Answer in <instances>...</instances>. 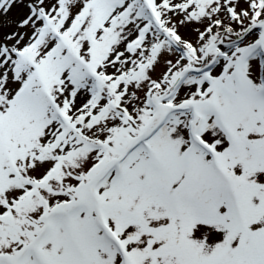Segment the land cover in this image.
I'll list each match as a JSON object with an SVG mask.
<instances>
[{"label": "snow or ice", "instance_id": "1", "mask_svg": "<svg viewBox=\"0 0 264 264\" xmlns=\"http://www.w3.org/2000/svg\"><path fill=\"white\" fill-rule=\"evenodd\" d=\"M0 264H264V0H0Z\"/></svg>", "mask_w": 264, "mask_h": 264}, {"label": "rangeland", "instance_id": "2", "mask_svg": "<svg viewBox=\"0 0 264 264\" xmlns=\"http://www.w3.org/2000/svg\"><path fill=\"white\" fill-rule=\"evenodd\" d=\"M17 11H18L17 9H14V10H13V12H12V16H13V17H15V16H16V14H17ZM157 71H159V69H158Z\"/></svg>", "mask_w": 264, "mask_h": 264}]
</instances>
